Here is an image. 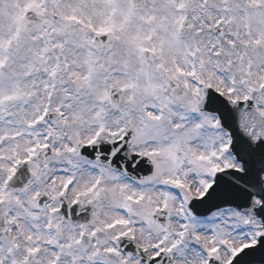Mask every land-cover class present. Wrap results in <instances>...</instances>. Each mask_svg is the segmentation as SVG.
<instances>
[{"label":"snow or ice","instance_id":"6c2138e0","mask_svg":"<svg viewBox=\"0 0 264 264\" xmlns=\"http://www.w3.org/2000/svg\"><path fill=\"white\" fill-rule=\"evenodd\" d=\"M0 264H264V0H0Z\"/></svg>","mask_w":264,"mask_h":264}]
</instances>
